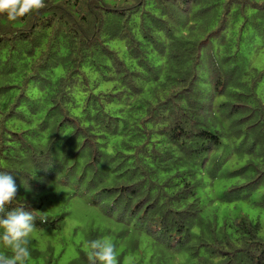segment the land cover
<instances>
[{
	"label": "trees",
	"instance_id": "16d2710c",
	"mask_svg": "<svg viewBox=\"0 0 264 264\" xmlns=\"http://www.w3.org/2000/svg\"><path fill=\"white\" fill-rule=\"evenodd\" d=\"M46 4L0 15V171L18 188L0 219L47 216L28 264H60L66 195L120 223V264H264V0ZM85 241L66 264H88Z\"/></svg>",
	"mask_w": 264,
	"mask_h": 264
},
{
	"label": "clouds",
	"instance_id": "9594fccd",
	"mask_svg": "<svg viewBox=\"0 0 264 264\" xmlns=\"http://www.w3.org/2000/svg\"><path fill=\"white\" fill-rule=\"evenodd\" d=\"M48 5L46 0H0V15H6L10 22L25 17L38 15ZM28 188V185H25ZM17 184L14 175L0 171V212L5 211L6 204L12 203L17 196ZM39 212L25 211L22 207L8 212L6 218L0 219V264H28L31 259V235L36 229L35 220L47 221V216ZM83 247L88 264H120L116 245L110 237L104 236L84 242Z\"/></svg>",
	"mask_w": 264,
	"mask_h": 264
},
{
	"label": "rangeland",
	"instance_id": "374dc122",
	"mask_svg": "<svg viewBox=\"0 0 264 264\" xmlns=\"http://www.w3.org/2000/svg\"><path fill=\"white\" fill-rule=\"evenodd\" d=\"M54 200L59 202L58 212L66 214L62 220V230L59 231L55 239L56 243L65 244V252L60 258V264H66L72 257L76 256V246L86 240V236L91 230H96L100 234L110 237L107 230H114L118 234L122 229L120 223L114 222L99 206L90 204L86 196L75 195L69 197L66 195L57 197ZM261 216L263 219L264 213ZM124 248L125 243L117 246V253H122ZM144 250H146V247H144ZM149 259H151L149 253L143 261H139L134 256H129V254L126 255V263L130 264H149ZM174 264H181V262L177 261Z\"/></svg>",
	"mask_w": 264,
	"mask_h": 264
}]
</instances>
